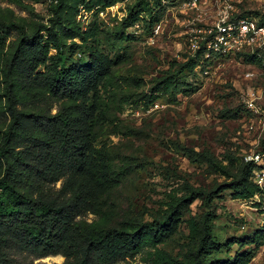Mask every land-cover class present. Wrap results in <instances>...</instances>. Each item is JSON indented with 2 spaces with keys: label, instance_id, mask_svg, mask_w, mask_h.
<instances>
[{
  "label": "rangeland",
  "instance_id": "rangeland-1",
  "mask_svg": "<svg viewBox=\"0 0 264 264\" xmlns=\"http://www.w3.org/2000/svg\"><path fill=\"white\" fill-rule=\"evenodd\" d=\"M109 1L68 0L58 21L85 34L66 39L76 43L74 60L97 52L114 61L112 85L99 91L110 115L98 144L110 151L120 176L102 195V213L84 218L118 227L163 220L188 199L170 236L116 264H264V236L257 237L264 227V55L253 63L198 52L200 29L214 24L223 0ZM229 2L236 14L264 19V0ZM58 4L0 0V23L34 33L51 25ZM16 38L14 32L0 48V142L10 123L4 79ZM168 76L179 80L180 90L158 92ZM208 212L215 213L214 248L198 253ZM27 258L29 264L65 260Z\"/></svg>",
  "mask_w": 264,
  "mask_h": 264
},
{
  "label": "trees",
  "instance_id": "trees-1",
  "mask_svg": "<svg viewBox=\"0 0 264 264\" xmlns=\"http://www.w3.org/2000/svg\"><path fill=\"white\" fill-rule=\"evenodd\" d=\"M66 6L68 0H59L51 25L34 33L23 24L0 23V48L17 33L4 79L10 123L0 142V264H29L28 256L51 255H62L61 264H116L145 244L170 236L188 200L181 199L165 219L152 222L118 227L84 218L102 213V195L120 176L110 151L98 144L110 115L99 91L112 85L114 61L97 52L87 60L73 59L70 49L76 43L66 39L85 34L71 24L61 27ZM159 21L156 15L151 23ZM251 50L236 55L258 63L264 49ZM171 90H180L179 80L164 77L157 91ZM214 216L205 215L198 253L214 248ZM259 236H264V227Z\"/></svg>",
  "mask_w": 264,
  "mask_h": 264
},
{
  "label": "built area",
  "instance_id": "built-area-1",
  "mask_svg": "<svg viewBox=\"0 0 264 264\" xmlns=\"http://www.w3.org/2000/svg\"><path fill=\"white\" fill-rule=\"evenodd\" d=\"M155 31L159 32L158 26ZM200 32L198 52L207 57H228L246 48L264 49V19L234 13L229 0H223L214 24Z\"/></svg>",
  "mask_w": 264,
  "mask_h": 264
}]
</instances>
